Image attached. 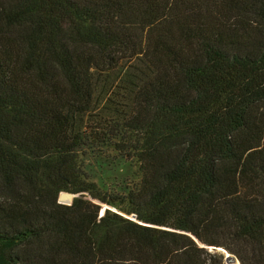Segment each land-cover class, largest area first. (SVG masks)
<instances>
[{
  "label": "trees",
  "instance_id": "1",
  "mask_svg": "<svg viewBox=\"0 0 264 264\" xmlns=\"http://www.w3.org/2000/svg\"><path fill=\"white\" fill-rule=\"evenodd\" d=\"M224 253L264 264V0H0V264Z\"/></svg>",
  "mask_w": 264,
  "mask_h": 264
},
{
  "label": "rangeland",
  "instance_id": "2",
  "mask_svg": "<svg viewBox=\"0 0 264 264\" xmlns=\"http://www.w3.org/2000/svg\"><path fill=\"white\" fill-rule=\"evenodd\" d=\"M103 153V152H102ZM104 155L92 153L91 157H85L84 163L90 169V179L95 181L100 187L105 189L123 190L124 186L131 185L138 180V166L128 158L117 155L113 151H104ZM74 193L61 192L58 196V201L65 204H70ZM87 198H90L86 195ZM93 202L100 203L97 199H92ZM104 205H101V209ZM112 210L115 207L109 206ZM131 219H135L133 214L126 215ZM209 250H214L213 247H208ZM218 248V247H217ZM230 254V253H228ZM226 255V253H224ZM229 264H238V261L228 262Z\"/></svg>",
  "mask_w": 264,
  "mask_h": 264
},
{
  "label": "water",
  "instance_id": "3",
  "mask_svg": "<svg viewBox=\"0 0 264 264\" xmlns=\"http://www.w3.org/2000/svg\"><path fill=\"white\" fill-rule=\"evenodd\" d=\"M73 196H76V195H73ZM96 203V202H95ZM97 204H99L100 206L101 205H104V207L101 209L100 208V215H102L103 213H104V211H105V209H111L110 207H109V205H107V204H105V203H102V202H100V203H97ZM112 210V209H111ZM215 248V247H214ZM218 250H222L220 247H218L217 248ZM225 257H226V260H227V262H231L233 259H232V257L230 256V254H228V253H226V255H225Z\"/></svg>",
  "mask_w": 264,
  "mask_h": 264
}]
</instances>
